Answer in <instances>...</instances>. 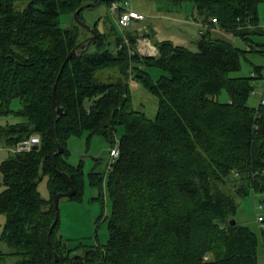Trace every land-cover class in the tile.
<instances>
[{
  "label": "trees",
  "instance_id": "obj_1",
  "mask_svg": "<svg viewBox=\"0 0 264 264\" xmlns=\"http://www.w3.org/2000/svg\"><path fill=\"white\" fill-rule=\"evenodd\" d=\"M86 1L0 0V144L9 150L0 161V239L9 249L0 256H18L11 264H69L77 251L66 247L59 215L47 236L53 197L69 188L54 168L74 184L68 198L80 201L84 172L81 162H68L67 139L86 131L88 140L101 135L112 147L120 127L119 157L102 172H88L96 198L106 194L111 201L107 242L84 248L83 259L71 264H260L261 255L264 264V230L230 224L237 197L264 193V95L263 103L248 104L261 67L250 76L231 75L245 53L264 54V43L252 38L264 34L258 15L264 0H169L193 2L192 19L207 25L195 50L163 38L152 43L154 56L144 55L136 48L144 32L116 36L110 50L106 34L93 25L98 38L67 60L76 44L85 47L81 35L88 31L74 19L62 27L60 15L73 18ZM113 1L105 2L111 7ZM143 65L165 73L154 79ZM130 79L156 97L154 117L132 106ZM222 90L226 101L217 99ZM31 134L39 135L37 148L10 150ZM58 142L63 151L55 154ZM44 175L47 198L37 189Z\"/></svg>",
  "mask_w": 264,
  "mask_h": 264
},
{
  "label": "rangeland",
  "instance_id": "obj_2",
  "mask_svg": "<svg viewBox=\"0 0 264 264\" xmlns=\"http://www.w3.org/2000/svg\"><path fill=\"white\" fill-rule=\"evenodd\" d=\"M128 3L124 6L130 9L129 3L137 4V8L143 15L140 20H131V25L125 28H121L117 23V17L120 14V10L112 11L108 3L101 2L100 4L88 7L82 10L81 21L93 28V25L99 30L106 34L107 47L110 50H114L116 43L115 39L118 35L126 33L130 34H141L144 31L145 35H150L151 41L156 42L163 38L171 37L176 43L184 44L189 48L196 49V41L198 39V32L195 29L194 34L190 33L185 27L186 25L180 23V27L187 31L189 38H183L179 36L180 30L174 25L167 24L169 20L165 21L164 17L178 15L179 18L187 17L191 22L194 11L193 2L185 1L182 3H173L169 0H126ZM87 2H92L87 0ZM26 4L25 1L18 2V7L22 8ZM122 4V3H120ZM259 23L264 28V3L258 7ZM159 17V18H158ZM162 21H161V19ZM72 15L69 13H62L60 15V24L62 27H69L73 20ZM188 21V22H189ZM174 26L175 29L172 31L170 27ZM83 33L81 36L84 39L91 35L89 30ZM155 31V33H153ZM83 32V31H82ZM220 37L231 41L234 45L248 49L249 45L241 39V37L221 32L218 34ZM254 41L264 43V34H254L252 36ZM148 42V40H146ZM150 42V44H152ZM91 46V45H90ZM91 48V47H90ZM138 50V44L136 45ZM139 51V50H138ZM254 66L261 67V78H256L253 82L255 89H260L264 84V54L259 52H247L241 56L240 68L237 71L231 72L232 76H250L253 72ZM152 78L156 79L161 74L165 73L162 69L154 65H143ZM129 90L131 95L132 106L138 110L144 111L145 115L152 118L154 117L157 109V99L150 93L144 85L135 79L129 80ZM220 101H226L228 94L225 90H222L217 96ZM258 103L257 94H252L248 99V104L255 106ZM13 108L19 107V102L14 99L12 102ZM13 116L6 117L12 120ZM5 118L0 117V123L4 122ZM122 132L119 127L115 134L117 139ZM88 132H83L79 136H71L67 139V148L70 153L67 156L69 163L77 165L81 162L84 172V184L82 199L80 201L71 200L67 196L61 197L59 200V233L62 235L66 247L74 248L78 254L84 253V248L88 246L100 245L102 246L107 242L108 239V217L110 214L111 201L108 195H104L101 199L96 198V190L89 184L88 172L91 169H96L100 172L106 169L109 160V150L111 144L101 135L93 134L90 140L87 139ZM0 161L4 159L8 154L7 148L0 149ZM47 175L41 177L37 183V189L40 195L47 198L50 195V191L47 183ZM4 188L2 183V177L0 174V191ZM264 197V193H254L250 190L248 195L243 197H237L238 207L234 215V219L239 224L247 225L250 228L258 231L256 214H263L264 208H260L261 199ZM256 206L259 208L257 209ZM5 221V214L0 213V234ZM0 249L7 251L9 248L5 242L0 239ZM19 259L13 255H2L0 256V264H11ZM260 264H263V257L260 256Z\"/></svg>",
  "mask_w": 264,
  "mask_h": 264
},
{
  "label": "built area",
  "instance_id": "obj_3",
  "mask_svg": "<svg viewBox=\"0 0 264 264\" xmlns=\"http://www.w3.org/2000/svg\"><path fill=\"white\" fill-rule=\"evenodd\" d=\"M121 2L119 0H115L111 3V9L113 12H115L117 9L122 8L123 10L120 12L119 16L117 17V23L121 28H125L129 26L130 20L132 18H140L142 15L134 10H129L125 8V4L127 3ZM213 21H215V18H213ZM127 40V39H126ZM140 42V43H139ZM138 42V50L140 53L150 56L156 54V48L153 46V44H150V42H146V40L139 39ZM253 94H257L258 96V103H263V95H264V84L260 89H254ZM39 142V135L38 134H31L27 139H24L17 143V145L13 148H10L11 151H25L31 149V147L34 144H37ZM120 155V149L118 146V141L116 139V142L112 147H110L109 150V160L107 163V168H109L112 163L119 157ZM258 209L259 207L256 206ZM260 208H264V204L261 202ZM264 213L263 214H256V222L257 226L260 230H264Z\"/></svg>",
  "mask_w": 264,
  "mask_h": 264
},
{
  "label": "water",
  "instance_id": "obj_4",
  "mask_svg": "<svg viewBox=\"0 0 264 264\" xmlns=\"http://www.w3.org/2000/svg\"><path fill=\"white\" fill-rule=\"evenodd\" d=\"M104 1H107V0H96V1H92V2H87L81 6H79L73 13V19L74 21L80 25V27L82 28V31L84 29H87L91 32V35L87 38L86 40V44H85V47L83 49H78V44H76L70 51L69 53L67 54V57L66 59L69 60L72 56H75L77 55L80 51L83 52L85 51L91 42L95 41L97 38H98V35L96 33V31L89 25H87L86 23L82 22L81 19L79 18L78 14L81 10L85 9V8H88V7H93V6H96L98 4H100L101 2H104ZM150 56H154V55H150ZM55 86L56 84L54 83L53 85V90H52V99L55 103V106H56V113H57V116L59 117L62 113H63V108L61 106L58 105V103L56 102V99H55ZM34 148H37L38 147V144H35L33 146ZM63 151V146L61 145L60 142H58V147H57V151L55 152V154H59ZM54 170L59 173L60 175H62L64 178L67 179L68 183H69V188L68 190L66 191H61V192H57L54 197H53V205H54V214H55V217H54V220L50 226V229H49V232H48V235L50 234L54 224L56 223L57 219H58V215H59V207H58V204H59V200L61 197H69L71 196L73 193H74V190H75V187H74V184L73 182L71 181V179L69 178V175L64 172V171H60L56 168H54ZM236 223V220L234 218L230 219V224L231 225H234ZM85 254H78L76 252H73L71 253V258H70V261H69V264L72 263V261L74 259H79V260H82L83 257H84ZM58 254L56 253L55 254V259L58 258Z\"/></svg>",
  "mask_w": 264,
  "mask_h": 264
},
{
  "label": "crops",
  "instance_id": "obj_5",
  "mask_svg": "<svg viewBox=\"0 0 264 264\" xmlns=\"http://www.w3.org/2000/svg\"><path fill=\"white\" fill-rule=\"evenodd\" d=\"M129 8H130V10H134V11H136V12H139L140 14H141V12L139 11V9L136 7L137 6V4H135V3H133V5L131 4V3H129ZM159 18V17H158ZM162 18L165 20V21H167V20H169L170 22H166L167 24H172V25H174L178 30H180V33H178V35L179 36H182L183 38H189V35L187 34V31L186 30H183L182 31V29L183 28H181L180 27V23H183V24H185L186 26L185 27H187L186 29L190 32V33H192V34H194V31H195V29H197V32H198V34H200V32L201 31H203V30H205L206 28H207V25H204V24H202L200 21H196V20H194V19H192V18H190L192 21L190 22L188 19H187V17H181V18H179L178 17V15H174V16H171V17H168L167 15H165L164 17L162 16ZM161 19V18H160ZM133 20H137V19H133ZM139 20V19H138ZM161 21H162V19H161ZM189 21V22H188ZM174 26H168V27H170V30L169 31H172L173 29H175L174 28ZM215 31H221V30H219L217 27H214L213 28ZM144 31H142V33H143ZM153 33H155V31H153ZM156 34V33H155ZM151 36L150 35H148V36H146L145 38H142V37H140L139 36V38H138V41H137V44H138V42H139V39H142V40H148V42H152L151 41ZM167 38H171V37H167ZM140 43V42H139ZM153 43V42H152ZM1 148H6V147H4V146H2L1 144H0V149ZM1 155L2 154H0V157H1Z\"/></svg>",
  "mask_w": 264,
  "mask_h": 264
},
{
  "label": "bare ground",
  "instance_id": "obj_6",
  "mask_svg": "<svg viewBox=\"0 0 264 264\" xmlns=\"http://www.w3.org/2000/svg\"><path fill=\"white\" fill-rule=\"evenodd\" d=\"M112 1V0H111ZM79 16V15H78ZM97 32V31H96Z\"/></svg>",
  "mask_w": 264,
  "mask_h": 264
}]
</instances>
